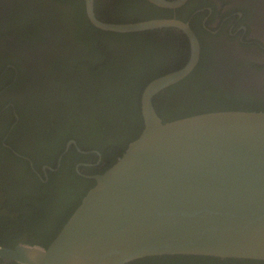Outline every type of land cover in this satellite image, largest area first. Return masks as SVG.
<instances>
[{"label": "water", "instance_id": "1", "mask_svg": "<svg viewBox=\"0 0 264 264\" xmlns=\"http://www.w3.org/2000/svg\"><path fill=\"white\" fill-rule=\"evenodd\" d=\"M145 1L166 9L186 2ZM84 2L89 23L101 31H181L189 60L146 85L141 133L112 166L91 177L95 185L50 245L0 248V258L18 264H128L164 256L264 261V112L215 111L163 123L153 99L199 61L188 24L104 23L94 0Z\"/></svg>", "mask_w": 264, "mask_h": 264}, {"label": "flooded vegetation", "instance_id": "2", "mask_svg": "<svg viewBox=\"0 0 264 264\" xmlns=\"http://www.w3.org/2000/svg\"><path fill=\"white\" fill-rule=\"evenodd\" d=\"M165 1L172 2L175 0ZM23 3L26 4V7L29 6V0H23ZM66 5L65 3H58V1L47 0L43 8H39L36 16L43 13V15L48 16L47 20H50L53 11H57L55 15L60 18L62 14L60 10H63V7L67 8L68 5ZM7 6V0H0V34L5 38L8 37L4 34L13 36L12 30L22 31L23 34H29L33 38L32 33L35 32L36 26L39 29L42 27V23L45 24L46 18L44 16L40 17L39 15L38 21L36 18L27 19L28 17L20 16L22 14L21 9L12 13L8 12ZM83 7L85 12L84 0ZM8 13L18 16L20 20L9 22ZM94 14L101 22L110 24L136 23L128 21L134 19L132 17L136 15L146 17L154 14H162L164 17L155 19H175L188 24L200 45L199 61L195 67L197 73L192 79H189L191 72L183 80L170 86L172 90L168 96L160 100L163 112L168 115V120L169 118H178L180 113L186 115L209 110L210 106L206 103L196 105L186 112L173 110L172 104L175 100L182 99L186 102L188 99H192L193 94H190L188 90H194L202 76H205L207 80L204 89L212 90L219 84L222 89L227 90L233 96H229L232 101L226 99L230 104L246 105L248 108H255L256 110L264 109V0H186L182 6L175 9L159 8L145 0H94ZM32 23H36V25ZM159 30H162L161 40L167 45L166 63L168 64L165 66V70L168 69V66L177 65L178 67L181 60H184L183 56L188 55L185 66L190 56L188 38L175 28ZM152 31L157 32V30ZM43 34L41 37H35L37 41L35 46L39 44L41 39L42 41H50L51 44H43L41 51L50 53V60H53L54 56L55 58L58 57V54L72 55L76 53L67 45V37L63 36L58 41V38L51 33ZM173 35L181 38V45L177 41L173 47L170 46L169 39ZM21 36L24 39V35ZM182 36L185 38L184 43ZM8 39L10 42H15L14 39ZM8 39H0V47ZM23 45L26 46L20 48V44H18L16 51H8L7 49L3 51L7 55L5 59V54L2 55L3 57L0 56V248L4 249H14L18 245L43 248L25 242L33 233L36 237L34 240L39 237L44 243H51L61 228L58 226L59 230H51L50 222L57 215L68 211L69 208L72 212L65 213L64 217L72 215L88 190L95 185V181L91 177L99 175L106 163L104 154H102L104 149L101 151L88 146L80 147L74 139L67 140L62 151L50 163L46 162L47 159L34 163L35 160L30 158L32 155L30 150L25 156L24 149L28 145L24 144L20 133L19 137L14 134V129L17 127L20 130L22 126L26 127L28 123V120L20 117L25 105L27 117L37 109L35 105L33 107L32 101H34L33 94L38 93V87L35 82V74L30 70L28 62L30 61L34 66L40 67L37 69L43 68L44 64L36 54L32 53L33 50L29 48L28 42L23 43ZM185 45L188 49L185 48ZM3 52H0V55ZM31 55L34 56L32 60H30ZM184 80L186 82L180 84ZM44 82L46 83V78H44ZM61 84L65 86L64 83ZM50 85L52 84L44 85V88L47 87V89H45L43 97L56 98V92L61 97H63V93L67 96L66 91H64L67 90L65 87L53 85L52 88ZM204 89L202 88L201 94L207 97L209 93ZM172 95L174 100L170 101L169 98ZM236 96L242 100L243 104L235 103ZM57 101L60 102L58 99ZM122 106L124 105L122 104ZM125 108V111L128 112L129 106ZM139 113L141 117V99ZM77 118L86 121L81 117ZM20 124L22 125L20 126ZM97 130L95 132L100 134V129L97 128ZM79 131L81 133L79 136L85 139L82 134H86L90 142V132L83 129ZM71 141H73L72 144ZM26 166L30 170L25 174L23 168ZM33 182L46 184L44 196H41V193L36 190L34 192ZM74 195L80 200H74V198L72 200ZM31 198L36 199V201L31 200ZM11 215L19 218L18 220L25 224L40 229L38 232L30 228L26 230L10 229L2 222V219ZM28 236L29 238H27ZM157 259L160 260L161 257ZM183 260H176L171 263L184 264L186 259ZM0 264L18 263L7 262L0 258ZM194 264H201V262ZM235 264H264V261L238 260Z\"/></svg>", "mask_w": 264, "mask_h": 264}, {"label": "trees", "instance_id": "3", "mask_svg": "<svg viewBox=\"0 0 264 264\" xmlns=\"http://www.w3.org/2000/svg\"><path fill=\"white\" fill-rule=\"evenodd\" d=\"M46 1L29 0V6L26 7L23 0H7L8 12L15 13L21 9L22 14L20 16L28 17L27 19L36 18L38 21L39 15L46 18L45 24L42 23L41 28L38 29L36 26L35 32L32 33L33 38L29 34H23L22 31L12 30L13 36L4 34L8 38L15 40V42H10L8 38L0 34V39H8L2 43L0 52L6 49L8 51H16L18 44H20L21 48L26 46L23 43L28 42L29 48L33 50L32 53L36 54L44 64L43 68L37 69L40 67L34 66L30 61L28 62L30 70L35 74V82L38 87V93L33 94L34 101H32L33 107L35 105L37 109L27 117L25 105L20 117H23L26 121L28 120V123L26 127L22 126L20 130L15 127L14 134L19 137L20 133L24 144L28 145L24 149V154L27 156L30 150L32 154L30 158L35 160L34 163H38L39 160L43 159H47L46 162L48 163L52 159L54 161L69 139H74L80 147L88 146L101 151L104 149L102 154H104L106 163L101 170V173H103L116 162L123 154V149L135 140L143 129L139 111L141 94L146 85L154 79L182 68L188 59V55L183 56L184 60H181V64L178 67L177 65L174 67L168 66V69L165 70V66L168 64L166 63L167 45L161 40L162 30L136 34L104 33L92 27L87 20L83 0H53L58 1V3H65L68 7H63V10H60L62 11L60 18L55 15L57 11H53V15L50 16L51 19L47 20L48 16L43 15L42 12H40L42 14L36 16L39 8H43ZM8 14L10 17L6 18L9 22L11 20H20L18 16L11 15V13ZM132 18L134 19L128 22L147 21L164 17L162 14H154L146 17L136 15ZM32 24L36 25V23ZM39 24L41 25V23ZM43 33L53 34L58 38V41L63 36L67 37V45L76 53L72 55L58 54V57L55 58L54 56V59L50 60V53L41 52L43 44H51L50 41H42L41 39L39 44L35 46L37 43L35 37H41ZM21 35H24V39ZM180 39L179 36H171L169 39L170 46L173 47L177 41L181 45ZM182 39L184 43L185 38L183 36ZM181 48L184 49L183 46ZM185 48L188 49L187 45H185ZM4 54L3 52L0 56ZM5 58H7L6 54ZM33 58L34 56L31 55L30 60ZM196 69L192 71L189 79H192L194 74L197 73ZM43 77L46 78V83ZM211 77H214V75H211ZM205 78V76L200 78L201 81L197 85V87L200 86L198 89L196 87L194 90L191 89L192 91L188 90L190 94H193L192 99L190 98L186 102L182 99L175 100L172 105L174 107L173 110L176 112H186L196 105L206 103L210 106L209 110L186 115L180 113L181 115L178 118L174 117L168 120V115L163 112L160 100L168 96L172 90V87H170L157 94L153 99L154 109L163 123L215 111H264L262 108V110H256L255 108H248L246 105L230 104L227 100L232 101L230 97L233 96L227 90L222 89L219 84L212 90L204 89L207 81ZM183 82H186V80L180 84ZM61 83H64L65 86ZM49 84H52L50 85L52 88L53 85L65 87L67 90H63L66 91L67 96L63 93V97H61L56 92V98L60 101L59 103L56 98L51 96L43 97L45 89H47V87L44 88V85L49 86ZM52 88L49 87V89ZM202 88L209 93L207 97L201 94ZM42 89L43 91L41 92ZM26 99L29 98L26 97ZM169 100H174L173 95ZM235 103L243 104L242 100L237 96L235 97ZM127 106H129L128 112L125 111ZM77 117L86 119V121H81ZM97 128L100 129V134L95 132ZM80 129L90 132V142L86 134H82L86 140L79 136L81 134ZM29 170L26 166L23 168V173L26 174ZM32 188L34 192L36 190L41 193V196H44L43 192L46 190V184L33 182ZM73 198L74 200H80L75 195L72 200ZM31 200L36 201L33 198ZM70 212H72L71 208L65 213L69 214ZM65 213L57 215L50 222L51 230H59L63 227L69 217H64ZM18 219L11 215L3 218L2 222L10 229L26 230L30 228L37 232L40 229L36 226L25 224ZM58 226L60 227L59 229ZM37 238V240H34L36 237L33 233L25 242L29 245H38L43 248L50 244V242L44 243L41 238ZM157 258L159 257L138 259L128 264H179L171 262L183 259H186L184 264L200 262L201 264H235L238 262L236 259L221 260L213 257L194 256H164L160 260Z\"/></svg>", "mask_w": 264, "mask_h": 264}]
</instances>
